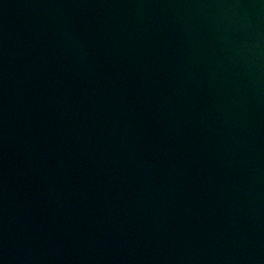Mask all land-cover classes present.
I'll return each mask as SVG.
<instances>
[{
	"label": "water",
	"instance_id": "obj_1",
	"mask_svg": "<svg viewBox=\"0 0 264 264\" xmlns=\"http://www.w3.org/2000/svg\"><path fill=\"white\" fill-rule=\"evenodd\" d=\"M0 264H264V0H0Z\"/></svg>",
	"mask_w": 264,
	"mask_h": 264
}]
</instances>
